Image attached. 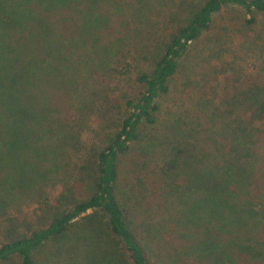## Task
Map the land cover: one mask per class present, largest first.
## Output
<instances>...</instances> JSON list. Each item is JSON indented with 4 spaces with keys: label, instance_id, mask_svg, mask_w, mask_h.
Masks as SVG:
<instances>
[{
    "label": "rangeland",
    "instance_id": "obj_1",
    "mask_svg": "<svg viewBox=\"0 0 264 264\" xmlns=\"http://www.w3.org/2000/svg\"><path fill=\"white\" fill-rule=\"evenodd\" d=\"M103 1L106 4H100V0H0V74L7 78L13 69L19 70L25 64L28 70L21 79L26 85L30 77L28 86L38 92L37 106L27 99L25 110L37 108V126L44 130L54 129L49 141L53 142L58 156L69 170L74 171L73 174L78 173L82 166H85L87 174H91L88 162H92L94 150L107 143L106 135L127 116L126 99H135L140 92L135 78L150 65V61H143L141 56H145L148 48L162 52L170 34L180 25L182 11L199 5L203 0ZM106 5L117 12L124 9L129 14L125 43L115 48L117 52L126 50L128 55L126 61L118 59L119 56L112 57L102 68L95 62L94 48L98 52V47L108 46L109 40L113 39L112 30L116 27L112 24L103 34L102 41L95 40L96 27H102L106 16ZM88 8L92 9L91 14ZM176 12L180 14L173 19L172 14ZM243 13L233 6L222 9L212 27L186 50L179 61L177 75L170 80L169 92L158 100L157 122L143 129L139 142L131 143L130 150L121 161L117 198L124 206L128 221L142 241L151 264H173L176 256L179 258V250L182 254L178 264L188 262L187 257H183L185 251L181 250L182 243H179L176 231L168 222L167 225L165 223L167 209L170 208L161 205L158 199L160 195L172 197L181 191L172 181H168L171 183L169 186L161 183L160 167L173 151L170 149L173 146L174 150L187 147L188 151L181 157L185 160L193 152L194 144L198 146L196 140L201 133H198L196 122L204 126L205 119L198 113L200 106L206 105L214 122L221 123L228 108L225 102L230 99L234 105L241 100L242 92L247 91L254 80L264 86V16L256 14L255 22L247 25ZM6 14L16 20L15 28L7 27L9 20L3 17ZM90 16L93 19H88L84 26L86 41L82 43L84 38H81L74 55L66 46L67 40L83 36L82 19ZM92 24L95 27H91ZM35 54L39 57L34 58ZM40 58L49 63L54 61L57 68L52 70ZM45 69H49L48 75ZM35 92H31L32 97ZM235 97L239 99L234 102ZM179 123V134H173ZM203 139L207 142L202 145L206 151H224L225 157L232 154L230 141L226 145L224 140L227 139L222 138L216 129ZM151 142L154 147H150ZM236 156L239 157L238 153ZM60 192V184L52 183L36 200L48 196L51 208L55 209L59 204L53 198ZM182 206L178 228L184 237L199 240L206 234L219 232L229 244L237 240L238 221L227 214L228 210L219 209L216 202L192 191L184 193ZM174 207H179V204H173ZM36 208L37 203L32 202L21 210L30 214ZM22 222L16 224L21 227ZM32 222H38L37 218L34 217ZM86 236L88 243L85 249L89 253V263L86 264H99L101 260L113 264L114 244L103 234L90 238L87 233ZM95 254L98 256L96 261L92 258ZM68 257L47 255L39 264H76L72 259L78 257L75 252ZM239 259L241 261L237 259L232 264H246ZM7 264L18 263L11 260ZM78 264L85 263L81 260Z\"/></svg>",
    "mask_w": 264,
    "mask_h": 264
},
{
    "label": "trees",
    "instance_id": "obj_2",
    "mask_svg": "<svg viewBox=\"0 0 264 264\" xmlns=\"http://www.w3.org/2000/svg\"><path fill=\"white\" fill-rule=\"evenodd\" d=\"M100 4L106 3L100 0ZM231 6L244 12L242 17L247 25L255 22L256 14L264 16V0H203L199 5L182 11L180 25L170 34L162 52L148 48L145 56H141L143 61H150V65L135 78L140 92L135 99H126L127 116L106 135L107 143L94 150L92 162H88L90 175L85 166L73 174L74 171L69 170L58 156L53 142L49 141L54 129L44 130L37 126V108L25 110L26 100L35 102L37 106L38 96V92L28 86L31 78L28 77L26 85L21 79L28 70L25 64L19 70L13 69L7 78L0 74V264L11 260H17L18 264H39L47 255L69 259L72 252L78 256L72 257L74 263L81 260L89 263V253L85 249L87 233L90 238L103 234L114 244L113 264H151L142 241L128 221L124 206L117 198L121 161L130 150L131 143L139 142L143 129L157 122L158 100L169 92L170 80L177 75L179 61L186 50L212 27L222 9ZM88 10L91 14L92 9ZM105 14L102 27H96L95 40L102 41L103 34L112 24L118 28L112 30L113 39L109 40L108 46L98 47V52L94 48L95 62L102 68L110 58L119 56L118 59L126 61L128 55L123 49L118 50V54L115 48L125 43L129 14L124 9L117 12L109 8ZM178 14H172L173 19ZM3 17L9 20L7 27H16L17 22L11 15ZM88 19L92 20L93 16L82 19L83 36L67 40L66 46L74 55L81 38H84L82 43L86 41L84 26ZM91 27L95 26L92 24ZM33 57L38 58L39 55ZM40 60L52 70L57 68L54 61ZM45 72L48 75L49 69ZM24 89L35 92L34 97ZM242 96L234 105L230 99L224 103L228 108L221 123L214 122L206 105L200 106L198 113L205 119L204 126L196 122L198 133H201L196 140L198 146L194 144L193 152L185 160L181 157L188 148L174 150L173 146L170 149L173 151L160 167L161 183L169 186L171 183L168 181H172L181 189L175 196L160 195L158 199L161 205L170 208H166L165 223L167 225L168 222L176 231L179 243H182L181 250L185 251L183 257L188 259L187 264H232L239 258L246 264H264V86L254 80ZM237 99L239 97L233 101ZM214 129L227 139L224 140L226 145L230 141L232 154L227 157L224 151L213 153L202 147L207 144L203 137ZM179 131L180 123L173 134H179ZM150 147H154L153 142ZM189 172L192 173L189 175ZM52 183L61 186V192L53 198L59 204L55 209L51 208L48 196L36 200ZM192 191L216 202L219 209L228 210L227 214L235 217L239 233L235 242L229 244L219 232L206 234L199 240L181 234L178 222L182 217L183 195ZM32 202L37 203V208L30 214L23 213L21 208ZM177 203L179 207L172 208ZM34 217L38 222H32ZM96 218H100L99 222ZM19 221H23V226L16 224ZM98 225L103 229L97 228ZM51 248L55 251L51 252ZM181 254L179 250V258ZM92 258L96 261L98 256L95 254ZM179 258L176 256L173 264H178ZM106 262L101 260L98 263Z\"/></svg>",
    "mask_w": 264,
    "mask_h": 264
}]
</instances>
